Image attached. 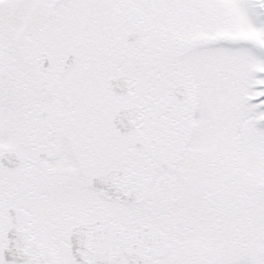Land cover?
Segmentation results:
<instances>
[{
    "label": "snow or ice",
    "instance_id": "obj_1",
    "mask_svg": "<svg viewBox=\"0 0 264 264\" xmlns=\"http://www.w3.org/2000/svg\"><path fill=\"white\" fill-rule=\"evenodd\" d=\"M0 264H264V0H0Z\"/></svg>",
    "mask_w": 264,
    "mask_h": 264
}]
</instances>
